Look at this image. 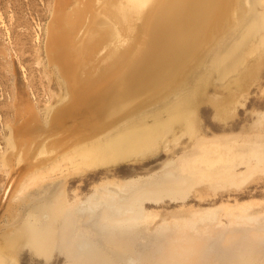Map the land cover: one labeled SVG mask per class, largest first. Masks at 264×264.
<instances>
[{"label":"bare ground","instance_id":"bare-ground-1","mask_svg":"<svg viewBox=\"0 0 264 264\" xmlns=\"http://www.w3.org/2000/svg\"><path fill=\"white\" fill-rule=\"evenodd\" d=\"M241 2L52 0L44 72L59 92L38 95L42 108L24 92L7 106L0 157L10 171L0 218L18 208L13 200L25 187L53 178L56 166H72L81 178L121 162L164 159L146 175L93 180L89 193L50 190L46 206L31 207L13 235H4L9 248L27 233V249L46 264H264V192L221 199L264 179V110L254 113L252 137L243 127L208 135L199 117L203 92L245 78L246 60L255 61V75L264 65V0H243L248 9ZM233 33L239 40L232 45ZM202 70L220 75V84L208 77L196 85L194 72ZM228 101L230 94L218 101L217 114H228ZM53 153L51 163L39 158ZM207 195L220 202L188 208L190 199ZM169 203L180 207L167 213ZM11 210L17 216L19 209ZM8 244H0V264H20L25 246L10 252Z\"/></svg>","mask_w":264,"mask_h":264},{"label":"rangeland","instance_id":"rangeland-1","mask_svg":"<svg viewBox=\"0 0 264 264\" xmlns=\"http://www.w3.org/2000/svg\"><path fill=\"white\" fill-rule=\"evenodd\" d=\"M51 3L52 0H0V150H4L7 148L6 138L8 129L4 127L3 122L5 121V119L10 118L9 114L5 113V111L8 109L7 106L11 104L12 97L14 94L16 96V93L20 94L24 92L23 94L26 93L25 95H27L29 98L30 95L33 93L37 99L39 107L42 108L44 104L43 102H38V95H42L44 91H48L53 94L59 92V89L55 85V81H52V74H47L44 72L45 68L47 69V71L50 69V66L47 65L46 58L44 55L43 41L45 31L44 29L46 25H48V21H50L49 14ZM241 5V7H244V9H248L247 4L246 6L243 5V0L241 2ZM258 11H262L261 6H259ZM245 17L247 18L248 22L250 21V24L251 22H254L252 13L249 12V14L245 15ZM238 21L236 23H238ZM233 23H235V20ZM233 27L234 26H232V29ZM235 33H233L234 35L232 34L233 38L235 39L231 40L232 45L237 43L236 40H239L237 38V34ZM219 41L216 43H219ZM247 62V67L245 66L246 68H244L242 71L243 75L245 74V78H247L248 75L249 77L251 76L250 68L253 66L251 68L253 70L254 66L256 67V65H253L255 64L254 60H246V63ZM249 64V73H247L246 69H248ZM262 68L259 70V74L256 73L257 77L259 78L257 79L258 81H256L257 77L254 74V71L256 70L254 68V70L251 71L252 78L250 77L251 80L249 81H247L249 77L245 79L241 74L236 75L238 77L236 78L233 73L232 76L235 77H232V83L230 84L231 88L229 87L230 89L224 87L221 90L218 85V92H210L209 94H206L204 92L202 93L203 101H200L199 104V117L203 127L208 132V135H211L213 133H221L218 127L227 129L229 127H232L233 131H229L228 133L236 132L240 134V130H244L245 133H241L248 137L252 129L251 125H253L255 120L254 113L261 112L264 110V65L262 66ZM203 72L205 71L202 70L201 72H194L195 77L197 79L196 83H199L196 85H201L202 80H206L208 77L209 79H212V85L220 84V75L218 76L217 74L213 73V75L211 76H206V74H203ZM228 78L230 79V77ZM222 79L225 80L227 78L224 77ZM52 82L53 85L51 86ZM241 91H243V93H240ZM198 93L201 94V91H198ZM229 94L231 95V98L234 101H232L231 103L228 101V105L226 104L227 106L224 108L225 111L230 110L227 111V118L226 115L220 116V113L217 114L218 109L216 112L215 108H217L216 106L219 104L218 101H220L223 97L228 96ZM30 98H32V95ZM232 107L233 109H231ZM217 118L220 119L218 120ZM230 123L234 124V126ZM241 127H243L244 129L242 130ZM248 127L249 130L247 129ZM251 134L252 132L250 133L249 137H252ZM8 149V151L11 152L12 148ZM41 157H43L44 159L52 157L49 160L47 159L46 163H51V161L56 158L54 156V153L39 156V158ZM163 159L164 158L162 156L157 158H149L146 161L137 163L121 162L118 164L102 167L99 171L96 172V175H91L90 173L89 176H83L81 178H77L78 176L77 174H75L76 171H73L74 169H72V166L63 165L61 167H54L53 173H48L53 175V178L45 179L46 181L43 180V183L41 182V180L40 183H38L37 185L34 183L31 185L29 184L28 187H25V189L21 192V196L18 197L16 200H13L14 206L17 201L21 202L19 203L18 208H11L15 211L19 209L17 216L14 215L13 217V214L15 213H13L14 211L10 209L9 213L6 214V216L0 218V242L2 241L5 244H8V242L10 243V241H12L9 238L7 240L4 235L11 233V230L14 229L19 222H23V219L24 222L27 220L28 217L26 216L28 215L31 207L34 209V212H37V209H39L40 205L42 207L48 204V202L45 205L43 203L47 201V199L52 195L50 190L52 191L57 189L56 191H58L59 189L61 191L60 193L64 191V194L65 191H69L70 193H72L73 190L80 191L81 189L83 193H89V187L92 186L93 180H96V182L99 180L103 182L106 180H124L133 178L135 176L146 175L150 170L155 169L158 164L163 161ZM9 171V166L3 165L1 163L0 157V194L2 187L7 179ZM94 177L95 179H93ZM55 179L57 182L54 181ZM202 185L207 184L206 182H203ZM263 192L264 179L262 181L253 182V184L249 186V190L244 192L240 196H222L221 199L224 201L228 200L230 202L233 201L235 197H238V200L252 198L259 199V197L262 196ZM204 198L206 200H201L200 202L198 201V198L190 199L187 202L188 208L190 207L189 209L194 210L202 209L220 202L219 199L212 198L209 195ZM51 199L52 198L50 197V200ZM53 200H55V197L53 198ZM55 201H57V198ZM179 207V205L169 203L168 205L163 206L162 209L165 210L167 213H171L175 212V210ZM43 208L45 209V207ZM147 208L154 211H159L160 209L159 206L153 205H147ZM41 211H43V209ZM23 238H25V241L22 240ZM20 239L22 240V242ZM20 239V241L17 240L19 241L18 243H15V248H9V244L6 246L8 247V249H10V252L15 251V249L18 247L19 249H21V247L25 246L24 251L20 253V257L18 259L20 264H46L42 260L33 257L31 252L27 249V246L30 244H28V242L31 239L28 237L27 233H24V236H22V238ZM2 242L0 244L2 247H4L5 244H3ZM55 264L59 263L57 262Z\"/></svg>","mask_w":264,"mask_h":264}]
</instances>
